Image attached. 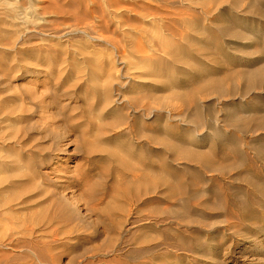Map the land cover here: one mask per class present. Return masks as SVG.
<instances>
[{
	"label": "rangeland",
	"instance_id": "1",
	"mask_svg": "<svg viewBox=\"0 0 264 264\" xmlns=\"http://www.w3.org/2000/svg\"><path fill=\"white\" fill-rule=\"evenodd\" d=\"M45 1L43 5L49 7L51 0ZM174 1L171 6L152 3L148 12L136 9L130 19L121 18L122 29L104 33L103 41L83 39L80 33L68 39L69 54L82 47L113 59L116 103L108 110L118 107L117 116L122 115L124 122L110 140L123 133L119 142L132 143L137 149L145 144L148 169L165 167L174 179L148 190L146 226L131 235L103 232L97 205L107 202L104 197L93 206L98 215L92 214L89 220L97 223L99 232L72 234V241L57 251L58 257L62 255L59 264H264V74L258 84L246 83L248 74L264 69V0ZM151 12L163 20L143 17ZM46 17L55 32L75 28L73 20L65 21L61 15ZM149 31L163 34L174 48L166 52L157 40L151 43ZM56 43L51 45L60 55L65 44ZM153 46L167 53L163 58L168 63L159 77L149 80L136 65L145 56L139 50ZM173 56L181 62L174 63ZM82 57L76 60L83 62ZM4 72L0 69V91L10 90ZM43 74L31 80L41 81L36 90L43 98L51 99L52 92L57 95L55 108H61V115L54 118L56 133L66 130L73 135L96 121L82 96L87 89L84 80L68 88L65 82ZM135 76L147 79L135 82ZM24 77L16 76L10 88L22 90ZM209 80L222 81L225 90L202 87L203 92L196 89L192 98L180 99L176 105H155L173 91L188 93ZM133 96H144L142 106L148 107V115L143 117L146 111L131 103ZM105 115L111 117L112 111ZM197 115L200 122L194 120ZM143 133L148 138H142ZM164 140L178 147L170 150ZM32 141L35 147L51 143L41 137ZM180 149L188 150L187 154L181 155ZM82 158L71 160L70 166L84 162ZM97 166L96 173L105 177V163ZM129 174L141 173L119 171V175ZM115 177L103 182L110 185ZM141 206L138 197L130 195L125 198V218L119 213L115 217L138 227Z\"/></svg>",
	"mask_w": 264,
	"mask_h": 264
},
{
	"label": "bare ground",
	"instance_id": "2",
	"mask_svg": "<svg viewBox=\"0 0 264 264\" xmlns=\"http://www.w3.org/2000/svg\"><path fill=\"white\" fill-rule=\"evenodd\" d=\"M186 1L177 0L181 4ZM45 2L0 0V69H6L4 74L9 77L10 87L16 76L23 75L27 81L22 90L9 87L11 91H0V264H59L62 255L58 257L57 251L72 241V234L79 236L93 229L99 232L95 227L97 223L89 222L90 216L97 214V209L100 214L97 215L105 225L103 232L119 237L131 235L146 226L148 190L158 184L167 185L174 179L165 167L148 169V147L145 144L137 149L132 143H121L123 133L110 140L113 131L124 122L122 115L117 116L118 107L108 110L116 103L113 83L117 77L111 67V55H100L82 47L73 48L69 54L66 48L71 34L80 33L83 39L103 41L104 33L122 29L125 22L121 18L130 19L129 14L136 9L148 12L152 3L171 6L176 1L51 0L49 7L43 5ZM50 14L61 15L65 21L73 20L75 28L69 26L61 32L53 31L56 28L50 27L46 17ZM143 17L156 22L163 20L152 12ZM149 33L151 43L157 40L165 51L174 48L168 45L171 42L163 34ZM54 40L56 46L65 44L60 55L51 45ZM139 51L145 56L136 69L145 72L149 80L153 76L159 77L167 66L164 63H168L163 58L167 51H162L159 46ZM78 56H83V62L76 60ZM173 60L174 63L181 62L178 56H173ZM23 70H26L25 74H20ZM43 73L53 76L56 82H65L68 88L76 87L84 80L87 89L82 96L96 121L73 135L66 130L56 133L54 118L61 115V108H55L57 95L49 88L51 99L43 98L44 95L36 90L41 81L31 80L35 76H46ZM263 74L264 69L248 74L246 83L249 86L258 84ZM135 77V82L147 79L145 76ZM202 87L225 90L222 81L209 80L188 93L173 91L158 102L154 98L155 105H176L180 99L192 98L196 89L197 93L203 92ZM131 103L139 104L147 112L143 117L148 115V107L142 106L146 103L144 96H133ZM106 111H112L111 117L105 115ZM197 117L194 120L200 122ZM35 137L51 143L35 147L32 141ZM144 137L148 138V135L143 133ZM164 142L170 150L178 147L170 140ZM180 150L181 155L188 152ZM78 156L83 157L84 162L70 166L69 162ZM101 161L106 165L105 177L96 173ZM135 170L140 171V176L119 175V171L132 173ZM114 174L115 181L106 185L103 180ZM130 195L137 196L142 205V224L138 227L127 226V221L124 223L115 217L119 213L125 218L122 215L126 209L125 198ZM104 197L108 198L107 202L94 209L93 206L102 202Z\"/></svg>",
	"mask_w": 264,
	"mask_h": 264
}]
</instances>
